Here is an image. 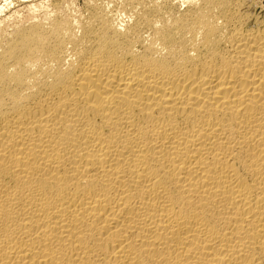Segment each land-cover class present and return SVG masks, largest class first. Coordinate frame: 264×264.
Wrapping results in <instances>:
<instances>
[{"label": "bare ground", "instance_id": "obj_1", "mask_svg": "<svg viewBox=\"0 0 264 264\" xmlns=\"http://www.w3.org/2000/svg\"><path fill=\"white\" fill-rule=\"evenodd\" d=\"M13 1L0 264H264V0Z\"/></svg>", "mask_w": 264, "mask_h": 264}, {"label": "rangeland", "instance_id": "obj_2", "mask_svg": "<svg viewBox=\"0 0 264 264\" xmlns=\"http://www.w3.org/2000/svg\"><path fill=\"white\" fill-rule=\"evenodd\" d=\"M4 1V2H3ZM10 1V0H9ZM8 0H0V6L1 5H4L5 6V9L3 10V13L2 12H0V14H5V15H8V14H10V13H12V9L15 11V9L14 8H17V6L18 7H22L23 8V2L22 1H18V2H16L15 0V2L14 3H11V5L10 4H8L7 2H9ZM5 3H7L8 4V6H7V4H5ZM20 5V6H19ZM10 6H12V7H10ZM20 7V8H21ZM7 10V11H6ZM10 10V11H9ZM13 11V12H14ZM6 12V13H5ZM10 12V13H9Z\"/></svg>", "mask_w": 264, "mask_h": 264}]
</instances>
